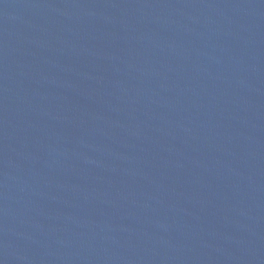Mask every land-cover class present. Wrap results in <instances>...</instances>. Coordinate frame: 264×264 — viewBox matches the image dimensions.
<instances>
[{
	"label": "water",
	"instance_id": "1",
	"mask_svg": "<svg viewBox=\"0 0 264 264\" xmlns=\"http://www.w3.org/2000/svg\"><path fill=\"white\" fill-rule=\"evenodd\" d=\"M0 264H264V0H0Z\"/></svg>",
	"mask_w": 264,
	"mask_h": 264
}]
</instances>
